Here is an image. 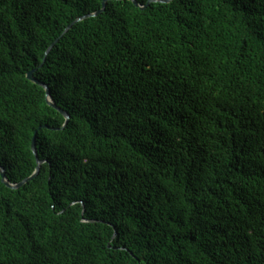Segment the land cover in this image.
Masks as SVG:
<instances>
[{"label":"trees","instance_id":"16d2710c","mask_svg":"<svg viewBox=\"0 0 264 264\" xmlns=\"http://www.w3.org/2000/svg\"><path fill=\"white\" fill-rule=\"evenodd\" d=\"M102 1L0 0V166L42 162L0 264H264V0L108 1L42 64Z\"/></svg>","mask_w":264,"mask_h":264},{"label":"water","instance_id":"95a60500","mask_svg":"<svg viewBox=\"0 0 264 264\" xmlns=\"http://www.w3.org/2000/svg\"><path fill=\"white\" fill-rule=\"evenodd\" d=\"M108 1H112V0H103V1H102V4H101V8H100V10H98V11L95 12V13H91V14H87V15H85V16H82V17L76 19L72 24L68 25V26L65 28V30L63 31L62 35H61L58 39H56V40H55V41H54V42L48 47V49L45 51V53H44V57H43V60H42V64L44 63V61H45L47 55L49 54V52L52 50L53 46L59 41V39H60L65 33L68 32L69 29H71V27H72L73 24L78 23V22L83 21V20L88 19V18H93V17L98 16L100 13H102V12L104 11V9H105L106 4H107ZM117 1H121V0H117ZM129 1H131L132 4H133L136 8H138V9H140V10H144V9H146L148 6H150L151 4H168V3L172 2L173 0H148V1L146 2L145 5H139V4L136 2V0H129ZM42 64L40 65V67L42 66ZM36 70H37V69H34V70L28 72V73L26 74V79H27L28 81H30L31 83H33V84H35V85L41 87V88L44 90V92H45V101H46V104H47L49 107L53 108L54 110L58 111V112L63 116V118H64V120H65V121H64V124H63V126H62V128H63V127L67 124V121H68V119H69V115L54 103V101H53V99H52V97H51L50 89H49L48 85H46V84H44L43 82H41V81H39L38 79H36V77L34 76V73L36 72ZM44 128H48V127H44ZM35 134H36V133H35ZM31 151H32V153H33V155H34V157H35V162H36L35 170H34V172H33L30 176L24 178L22 181H20V182H18V183H15V184L10 183V182L6 179V175H5V171H4V169L0 166V178H1V183H2L3 185H5V187H7L8 189H11V190H17V189L21 188L23 185H25L26 183L32 181V180L38 175V172H39V169H40V166H41L42 162L39 160V158H38V156H37L36 145H35V135L33 136L32 141H31Z\"/></svg>","mask_w":264,"mask_h":264}]
</instances>
